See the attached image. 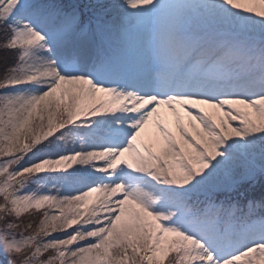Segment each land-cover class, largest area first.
Instances as JSON below:
<instances>
[{
	"label": "snow or ice",
	"instance_id": "obj_1",
	"mask_svg": "<svg viewBox=\"0 0 264 264\" xmlns=\"http://www.w3.org/2000/svg\"><path fill=\"white\" fill-rule=\"evenodd\" d=\"M0 54V264H264V0H0Z\"/></svg>",
	"mask_w": 264,
	"mask_h": 264
},
{
	"label": "trees",
	"instance_id": "obj_2",
	"mask_svg": "<svg viewBox=\"0 0 264 264\" xmlns=\"http://www.w3.org/2000/svg\"><path fill=\"white\" fill-rule=\"evenodd\" d=\"M5 60L3 59V56H2V54H0V74H2L3 73V71H4V68H5ZM7 63H11V60L9 59L8 61H7ZM256 189H258V188H255V190ZM259 210V209H258Z\"/></svg>",
	"mask_w": 264,
	"mask_h": 264
},
{
	"label": "rangeland",
	"instance_id": "obj_3",
	"mask_svg": "<svg viewBox=\"0 0 264 264\" xmlns=\"http://www.w3.org/2000/svg\"><path fill=\"white\" fill-rule=\"evenodd\" d=\"M256 185H260L259 183H257ZM257 199H259V196L258 197H256Z\"/></svg>",
	"mask_w": 264,
	"mask_h": 264
}]
</instances>
